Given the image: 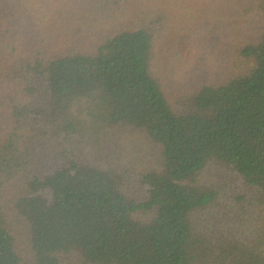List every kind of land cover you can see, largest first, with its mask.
Here are the masks:
<instances>
[{
	"label": "trees",
	"instance_id": "obj_1",
	"mask_svg": "<svg viewBox=\"0 0 264 264\" xmlns=\"http://www.w3.org/2000/svg\"><path fill=\"white\" fill-rule=\"evenodd\" d=\"M0 264H264V0H0Z\"/></svg>",
	"mask_w": 264,
	"mask_h": 264
},
{
	"label": "rangeland",
	"instance_id": "obj_2",
	"mask_svg": "<svg viewBox=\"0 0 264 264\" xmlns=\"http://www.w3.org/2000/svg\"><path fill=\"white\" fill-rule=\"evenodd\" d=\"M209 22V19L206 20ZM207 24V23H206ZM214 28V27H212ZM213 32V31H211ZM216 38V37H215ZM210 41L208 40V43ZM200 49L195 46L192 49L187 50V60L189 61L187 67L189 68L188 74H181L183 71L177 73L175 77H171L169 73L168 64L163 63V60H166L167 54L162 52L163 60L158 62V69L160 76L165 78V86L167 87V91L171 94L179 95L178 93H184L185 90H192L195 85H201L203 82H214L216 81V77L219 75V71L221 69V65H217L219 61L216 60L217 54L222 50H215V44L208 50L205 54V51H200ZM167 61V60H166ZM215 62V63H214Z\"/></svg>",
	"mask_w": 264,
	"mask_h": 264
}]
</instances>
